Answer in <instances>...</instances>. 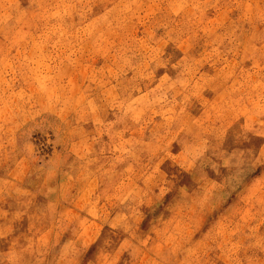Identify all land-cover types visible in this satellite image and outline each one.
<instances>
[{"label":"rangeland","instance_id":"1","mask_svg":"<svg viewBox=\"0 0 264 264\" xmlns=\"http://www.w3.org/2000/svg\"><path fill=\"white\" fill-rule=\"evenodd\" d=\"M0 264H264V0H0Z\"/></svg>","mask_w":264,"mask_h":264}]
</instances>
